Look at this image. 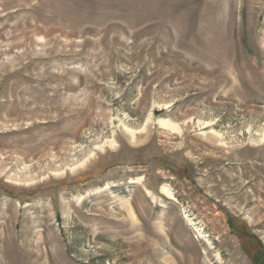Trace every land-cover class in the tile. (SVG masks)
<instances>
[{
	"label": "rangeland",
	"instance_id": "obj_1",
	"mask_svg": "<svg viewBox=\"0 0 264 264\" xmlns=\"http://www.w3.org/2000/svg\"><path fill=\"white\" fill-rule=\"evenodd\" d=\"M0 264H264V0H0Z\"/></svg>",
	"mask_w": 264,
	"mask_h": 264
},
{
	"label": "bare ground",
	"instance_id": "obj_2",
	"mask_svg": "<svg viewBox=\"0 0 264 264\" xmlns=\"http://www.w3.org/2000/svg\"><path fill=\"white\" fill-rule=\"evenodd\" d=\"M164 124V123H163ZM166 124H168V126H170V124L169 123H166ZM161 192L162 193H164L166 196H168V197H172V194H171V192H170V190L167 188V186H162L161 187ZM200 233V232H199Z\"/></svg>",
	"mask_w": 264,
	"mask_h": 264
}]
</instances>
